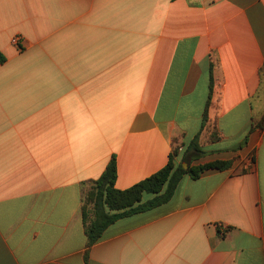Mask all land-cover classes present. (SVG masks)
<instances>
[{
  "label": "crops",
  "instance_id": "1",
  "mask_svg": "<svg viewBox=\"0 0 264 264\" xmlns=\"http://www.w3.org/2000/svg\"><path fill=\"white\" fill-rule=\"evenodd\" d=\"M0 54V264H264V0H0ZM175 149L229 167L89 247L86 183Z\"/></svg>",
  "mask_w": 264,
  "mask_h": 264
},
{
  "label": "trees",
  "instance_id": "2",
  "mask_svg": "<svg viewBox=\"0 0 264 264\" xmlns=\"http://www.w3.org/2000/svg\"><path fill=\"white\" fill-rule=\"evenodd\" d=\"M4 62L5 58L0 54V63ZM209 104L210 101L207 103L206 112ZM205 124L206 122L202 126V131L205 129ZM258 126L264 127V115ZM199 138L200 134L190 143L187 151L198 158L204 154ZM219 139V136L213 132L211 140L216 142ZM177 153L178 149H175L164 169L126 190L116 188L118 177L116 156L112 157L99 179L86 183L83 218L89 247L100 241L105 231L118 220L152 211L168 203L184 176L188 175L192 180H198L209 170H225L229 167L228 163L218 161L184 169L182 165L177 166L174 163ZM145 194L153 195V198L144 201Z\"/></svg>",
  "mask_w": 264,
  "mask_h": 264
},
{
  "label": "rangeland",
  "instance_id": "3",
  "mask_svg": "<svg viewBox=\"0 0 264 264\" xmlns=\"http://www.w3.org/2000/svg\"><path fill=\"white\" fill-rule=\"evenodd\" d=\"M179 153L181 154L182 152H179ZM182 163L185 164L184 166H185L186 169H188L190 166L192 167V165H191L192 161H190L189 159H188V161H186L185 159H183V160L181 161V164H182ZM149 196H150L149 194L146 195L144 200H147Z\"/></svg>",
  "mask_w": 264,
  "mask_h": 264
}]
</instances>
